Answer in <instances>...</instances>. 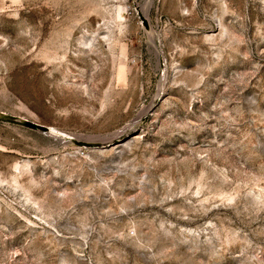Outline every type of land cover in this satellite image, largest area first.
Returning a JSON list of instances; mask_svg holds the SVG:
<instances>
[{"label":"rangeland","instance_id":"rangeland-1","mask_svg":"<svg viewBox=\"0 0 264 264\" xmlns=\"http://www.w3.org/2000/svg\"><path fill=\"white\" fill-rule=\"evenodd\" d=\"M0 264H264V0H0Z\"/></svg>","mask_w":264,"mask_h":264},{"label":"bare ground","instance_id":"bare-ground-1","mask_svg":"<svg viewBox=\"0 0 264 264\" xmlns=\"http://www.w3.org/2000/svg\"><path fill=\"white\" fill-rule=\"evenodd\" d=\"M45 135L50 136L52 138H58V139H62L67 137L66 133L59 131L57 129H55L52 126H47V130L45 132ZM113 136V135H112ZM69 137V136H68ZM97 137V136H96ZM110 138V137H109ZM98 139V138H97ZM94 140V139H93ZM108 140V139H107Z\"/></svg>","mask_w":264,"mask_h":264},{"label":"water","instance_id":"water-1","mask_svg":"<svg viewBox=\"0 0 264 264\" xmlns=\"http://www.w3.org/2000/svg\"><path fill=\"white\" fill-rule=\"evenodd\" d=\"M26 124L27 125H31L32 127H36L42 131H46L47 130V127L44 126V125H41V124H37V123H33V122H29V121H26Z\"/></svg>","mask_w":264,"mask_h":264}]
</instances>
